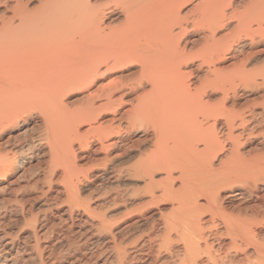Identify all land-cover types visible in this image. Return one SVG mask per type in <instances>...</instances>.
I'll use <instances>...</instances> for the list:
<instances>
[{"label": "bare ground", "instance_id": "6f19581e", "mask_svg": "<svg viewBox=\"0 0 264 264\" xmlns=\"http://www.w3.org/2000/svg\"><path fill=\"white\" fill-rule=\"evenodd\" d=\"M100 1L0 0V135L41 106L45 128L26 145L0 150V192L14 188L8 178L23 152L31 162L46 145L50 182L60 173L65 183L64 213L84 215L65 264L94 256L95 264H264V149H246L252 135H264V63L249 69L264 56V0L248 7L243 0L242 11L233 0H112L115 9ZM76 88L87 101L80 96L84 105L69 111L62 97ZM254 88L259 103L247 94ZM90 151L92 160L110 161L100 178L144 179L147 205L168 199L175 212L153 218L146 206L120 221L94 216L74 183L82 172L75 154L80 162ZM131 155L140 159L121 169L119 159ZM117 194L111 200L121 203ZM37 216L29 218L31 264H59L60 252L41 250L49 230L40 232L45 215ZM15 239L0 234V264H14Z\"/></svg>", "mask_w": 264, "mask_h": 264}, {"label": "rangeland", "instance_id": "374dc122", "mask_svg": "<svg viewBox=\"0 0 264 264\" xmlns=\"http://www.w3.org/2000/svg\"><path fill=\"white\" fill-rule=\"evenodd\" d=\"M233 1H235L234 5L237 6V9L239 11H242L245 9L243 6V4H244L243 2L245 0L244 1L238 0L239 3L236 2L237 0H233ZM249 1L250 0L245 1V4H244L245 7H248L250 5V4H248V6H247V4H246ZM112 3H113L112 0L111 1L110 0H102L99 2V4H102V5L106 4L107 7L111 5L112 8L111 7H109V8L115 9V7L113 6ZM35 7L37 8L38 5H36ZM35 7H33V9H36ZM119 10H115V11L119 12ZM246 46H250V44L248 43ZM263 57L261 58L262 60L261 59H259V61L257 60L258 63L257 62L253 63L254 65L250 66L249 69L251 67H252L251 70H253L254 68L259 69L261 67L260 63H264ZM105 76H104V79L101 80V82H104V81L106 82L109 79V77H111L109 73L106 74ZM238 80L235 81V85H237L239 87L238 90L241 91L239 93H243L244 91L241 89H242V85H244V84H241V82H239ZM76 89H78V88H76ZM254 89L256 90V88H254ZM254 89H253V92L247 91L248 93L247 92L246 93L250 94L251 100L250 99L249 100L251 102L259 103V102H261V99H258L257 97L259 96L258 93L260 91L258 92V89H257L256 94H255ZM74 90L75 89L67 90V92L70 91L72 94L67 93V94H69V95L66 94L67 99H66V95L62 97V99H64V100L61 99L65 103H66V101H68L67 104H64L63 102H62V104L66 105L67 107L66 106L65 107L67 109H69V111H74L73 110L74 106H76L74 109H77V107L81 108L84 104L82 105V103H79L80 101L81 102L84 101L83 103H85V101H87V100H85L86 97L81 96L83 94L85 95V93H86L85 90H83V89H78L75 91ZM82 90H83V92H82ZM73 92H75V93H73ZM62 95H64V93H62ZM68 96H69V98H68ZM78 98L79 99L81 98L82 100L78 101L79 100ZM252 99H253V101H252ZM79 105H82V106H79ZM41 107H37V108L34 106L31 107V108H36V109H33V111L31 112L32 114H30V118L25 119L26 120L25 123H23L22 121H21L22 123L21 122L19 123V125H18L20 127L19 130L18 129L13 130L11 128H9V130H8V128H7L6 129L7 131L4 130V132L1 133V135H0V150L2 152L3 151L9 152L8 150L10 148H13V146H14V148H16L15 146H17V145L18 146L26 145L27 143L32 141V138L34 140H36L37 135L39 136L40 134L44 133L43 130L45 128L42 125H40V124H42L40 122H42V119L44 118L41 116V115H43L42 112L44 110L43 109L38 110V108H41ZM40 110H41V112H40ZM263 128H264V123H263ZM33 130H35V131H33ZM24 133H25V135H24ZM83 135H85V134H83ZM259 135L260 134H255V136L252 135L253 137H251L250 142L248 143L249 145L246 144V149L249 150L251 148L250 151H253V154H255V150L257 153L258 150L264 149V135L263 136L262 135L259 136ZM9 136H12V137H9ZM86 136L88 137V135H86ZM10 140H12V141H10ZM7 141H9L8 146L6 144ZM10 142H12V143H10ZM43 147H46V145H43L41 147L36 146V149L38 150V152H36L37 156H35L34 157L35 159L31 160V162H29V159L27 156L28 154H26V152H23L22 155L25 159H22V161H20V162H23V164H20L19 166H15L12 170V173H11L12 175H10L8 178V183H10V184L12 183L11 186H13L14 188L11 187L12 190L11 191H5L4 194H3V192H0V234L1 233L2 234L7 233V234H10L11 236H16V239L14 241L15 242L14 249L18 248L21 250V252L17 253L16 255H14V252H13V255H12L13 257H11V260H12V262H14V264H31V257L35 256V254H36V252L34 250H31L32 249L31 248L32 241L28 238L31 231H32V225H33V222L30 221V219H29L30 214H33V215L36 214V215H38L37 217H41V219H42L43 215H45L44 220H40L37 222V225H38V223L42 224L38 228V229H40V232L42 230H43L42 232L46 231L47 229L49 230V234H45V235L41 236V241H40L41 243L40 244L44 245V248H43L44 250L43 249H41V250L43 251L44 255H47L49 253L48 250H51L52 248L55 249L57 252H60V255L62 254L61 256L65 257V259H62L63 261L61 260L59 262V264H65V261L67 259L71 258V256H73L72 255L73 253L71 251L67 250L68 246H69L68 241L70 239H75L76 241L78 239L81 240L80 239L81 237H79L76 234V232L78 230V227L82 225L81 220L84 219V215L82 214L81 210H78L79 212L74 211L73 220H70V219H68V214L64 213L66 208H67V204H65V202H64V200L66 198V192L64 191L65 187H63V186H65V183L63 184V181L60 177V173H56L57 175L53 176L51 178V182H50V177H49V172H48V163H47L48 158L44 157L43 153L46 151V148H43ZM75 147H76V144H75ZM248 147H250V148L248 149ZM92 148H93V146H92ZM99 152H101V151H99ZM111 152H112V150H111ZM146 152H148V151H146ZM87 153H84V155H85V157H83L84 160L81 159L82 161L79 162L78 158L80 157L79 156L80 153L77 154V152H76L75 155L77 157H76L75 161L76 160L78 161V162L76 161L77 162L76 164H78L77 168L79 167L78 168L79 170L82 169L81 171L83 173L81 172V174L83 176L85 173L88 174V179L87 178H86L87 180L84 179L85 177L83 178V176L79 172L78 173V179L75 180L74 183H75L76 187H78V188L75 187V189H76V192L79 194L81 200L85 203L87 202V204H89V207L91 208V210L94 211V213H98L94 216H104L105 215L106 218H108L109 220H112V219L113 220H119L122 217V219H120V220H123V219L128 217V216L124 217L125 216L124 214H126L127 212L136 211V213L135 212L132 213L133 216H136L134 214H137L140 211L142 212L144 210V208H142V207L146 208V206L148 207L149 211H151L149 213V215H153V218H155V217L159 218L160 215L164 216V214H165V216H167L169 214L167 216V217H169L170 215H172L171 214L172 210H173V213L175 212V210H174L176 208L175 204H174L175 202H171L172 200L170 201L167 198H166L167 200L161 199L162 201L161 200L158 201L157 206H155L156 203L153 204V207H152V205H150V206L147 205L150 202H148L149 200H148V197L146 195L145 183L143 184L144 179L132 178V177H129V175L126 173H123L121 175L119 174V176H117L118 175L117 172H115V173L112 172L111 175H109L105 178H100V177H102V169H103V167L101 165H104V164L107 165L108 163H110V161L107 163L105 161L103 155L98 156L99 161L101 159L103 162L102 161L99 162L98 160H96V161L92 160L93 156H92L91 151L87 152ZM22 155L20 156V154H17L15 161H18L22 157ZM128 157L129 156L123 157L124 159H126V161L123 158L119 159V162H117V163H118V166L120 168L121 167H125V168L129 167L132 164H134L137 160L140 159L139 155L136 157H135V155H133V156L131 155L129 159H128ZM120 161L121 162L124 161L125 163L126 162L127 163L125 164L124 162H122V164H121ZM91 164H93V165H91ZM29 165H32V166H29ZM96 165H98V167ZM109 166L110 165L108 164L107 167H109ZM118 166H117V169L115 168L116 170H118V169L120 170V168ZM88 169H89V172H88ZM91 174L92 175L96 174L98 176L93 177ZM85 176H86V174H85ZM106 178H108V179H106ZM159 178H160V180L163 179L161 177H159ZM84 180H86V181H84ZM76 181H78V182H76ZM156 181H159L158 177H157ZM48 184H50V185H48ZM177 184H179V183H175V185H177ZM14 189H15V191H14ZM262 189L264 192L263 187L261 188V190ZM43 192L45 194H42ZM125 192L127 193V195ZM117 193H119V194L123 193L122 195L124 196V198H123L121 203H119V201L114 203L112 201L113 199L111 200V198H113L114 195H118ZM257 195L262 196V193L260 192V190L258 191ZM124 199H126L128 202L125 201ZM263 199H264V196H263ZM253 200H256V199L254 198ZM63 202H64V205L62 204ZM112 202L114 203V205ZM253 203L254 202L248 201L245 204V206L247 205V207L248 206L251 207V204H253ZM45 204H46V206L48 204H50L48 206H51V209H50L51 211L50 210L46 211V212L43 211V208H44V210H46L45 207H43V206H45ZM115 204H117V205H115ZM21 207L24 209L23 215H21L22 214L20 211ZM228 207L231 208L232 204H230V206L228 205ZM92 208H95V209H92ZM25 210H27V211H25ZM75 213H76V215H75ZM79 214H80V216H78ZM158 214H160V215L157 216ZM23 217H25V218H23ZM27 220H28V222H27ZM155 222L156 223L154 224V227H155L154 230H157V228H159L160 224H159V221H157V220ZM150 223L152 225V222L149 220L148 223L146 222V225H144L143 227H140V230L141 229H144L145 231L149 230V228L151 226ZM37 231H39V230H37ZM72 231L73 232L76 231L75 235H74V233H72ZM71 233H72V235H71ZM96 234L97 233H95V235ZM46 235H47V237H46ZM73 235L76 236L77 238L76 237L73 238ZM93 238L97 239L99 237L93 236V237H91V239L89 238V241H90L89 243L95 241V239H93ZM101 238H104V237H101ZM59 240L62 242L61 246H58V242H60ZM24 243L26 246L24 245ZM23 245L25 248L30 246L27 248L28 251L24 247H22ZM88 245L89 244L87 242L86 245L80 246L81 249L76 253H82ZM30 251H33V252H30ZM68 251H69V254L71 253V256L67 255ZM76 253L74 255H78ZM27 254L30 256H28ZM165 256L166 255H163L161 257V259L167 260L168 256H166V257ZM104 257L106 258L105 255L101 256L99 260L105 259ZM28 258L30 260H28ZM96 259H97L96 256L92 257L90 264H95V262H98V260L96 261ZM48 261L49 260L47 259V264H50V262H48ZM73 264H76V263L73 262Z\"/></svg>", "mask_w": 264, "mask_h": 264}]
</instances>
